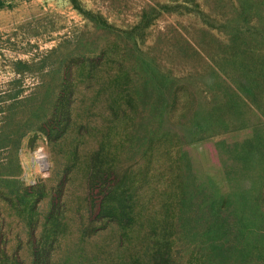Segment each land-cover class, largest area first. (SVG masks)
<instances>
[{"label": "rangeland", "instance_id": "rangeland-1", "mask_svg": "<svg viewBox=\"0 0 264 264\" xmlns=\"http://www.w3.org/2000/svg\"><path fill=\"white\" fill-rule=\"evenodd\" d=\"M0 264H264V0H0Z\"/></svg>", "mask_w": 264, "mask_h": 264}, {"label": "bare ground", "instance_id": "bare-ground-1", "mask_svg": "<svg viewBox=\"0 0 264 264\" xmlns=\"http://www.w3.org/2000/svg\"><path fill=\"white\" fill-rule=\"evenodd\" d=\"M42 155V154H41ZM44 155V154H43ZM42 157V156H41ZM43 158V157H42ZM46 160V159H45Z\"/></svg>", "mask_w": 264, "mask_h": 264}]
</instances>
